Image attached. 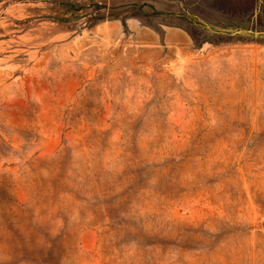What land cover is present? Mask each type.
Masks as SVG:
<instances>
[{
  "label": "rangeland",
  "instance_id": "obj_1",
  "mask_svg": "<svg viewBox=\"0 0 264 264\" xmlns=\"http://www.w3.org/2000/svg\"><path fill=\"white\" fill-rule=\"evenodd\" d=\"M0 264H264V0H0Z\"/></svg>",
  "mask_w": 264,
  "mask_h": 264
}]
</instances>
